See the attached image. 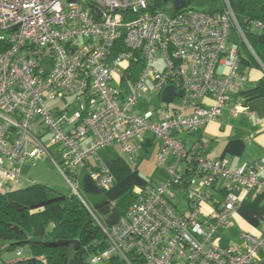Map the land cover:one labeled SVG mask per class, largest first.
I'll return each mask as SVG.
<instances>
[{
	"label": "built area",
	"instance_id": "obj_1",
	"mask_svg": "<svg viewBox=\"0 0 264 264\" xmlns=\"http://www.w3.org/2000/svg\"><path fill=\"white\" fill-rule=\"evenodd\" d=\"M243 19L230 0H0V186L12 187L27 159L47 156L106 237L107 248L90 264L113 258L120 264H264V229L258 236L241 232L239 247L220 246L218 238L241 193H264V158L230 169L226 159L173 136L217 120L225 109L238 114L242 99L229 103L234 80L247 79L241 48L264 70L245 35L263 31L264 23ZM232 32L238 45L229 41ZM132 67L139 74L124 95ZM148 80L154 91L168 85L178 91L172 111L158 122L134 109ZM56 100L63 105L45 106ZM145 137L157 142L158 160L172 158L168 179L146 184L106 227L81 195L77 171L86 170L106 190L114 176L100 153L133 156L139 147L131 143ZM198 179L200 187L191 188ZM220 181L222 199L206 215L201 206ZM172 187L185 193L186 213L168 200Z\"/></svg>",
	"mask_w": 264,
	"mask_h": 264
},
{
	"label": "trees",
	"instance_id": "obj_2",
	"mask_svg": "<svg viewBox=\"0 0 264 264\" xmlns=\"http://www.w3.org/2000/svg\"><path fill=\"white\" fill-rule=\"evenodd\" d=\"M230 4L240 22L243 18H249L264 23V0H230ZM245 35L255 53L254 48L258 44L264 45V30L260 34L250 32ZM260 61L264 67V61ZM254 64L258 66L247 53V57L241 61V69L248 70ZM262 72L263 76L256 86L238 94L243 105L264 97L263 69ZM103 159L114 176V182L130 173V166L120 154L112 153L108 157L103 156ZM31 182L24 188L0 190V240L5 242L0 249L14 250L17 256L8 264H69L70 260L72 264H87L88 259L90 264V259L96 253L107 248L106 237L92 213L72 192L65 196L53 192L46 185ZM147 184L157 183L149 181ZM171 189L180 190L177 187ZM138 195L139 192L128 189L112 204L118 218ZM93 214L97 217L94 211ZM71 241L78 242L76 252L69 243ZM24 251L27 255L23 257ZM105 262L120 264L114 258Z\"/></svg>",
	"mask_w": 264,
	"mask_h": 264
},
{
	"label": "crops",
	"instance_id": "obj_3",
	"mask_svg": "<svg viewBox=\"0 0 264 264\" xmlns=\"http://www.w3.org/2000/svg\"><path fill=\"white\" fill-rule=\"evenodd\" d=\"M242 67L243 66L241 65L240 68ZM262 76L263 72L261 68L257 70L248 68L246 81L240 82L234 80V85L238 87V90L231 89V101L229 106L232 104L235 96H238L243 90L256 86ZM147 85H150L149 87L151 88L153 87L151 82L147 83ZM149 95L152 97L149 96L146 101L141 98L140 100L138 99L135 103L134 109L138 115L151 113V119L158 122L163 118L164 113L172 111L178 91L172 85H168L161 91H154L152 95ZM173 136L182 141L186 147L200 145L205 153H209L218 159H226L230 169H235L246 163L264 158V97L242 105L238 109V114L236 116L230 115L228 110L225 109L217 120L208 122L190 133L176 131L173 133ZM131 145L135 148L139 147L135 153H138L141 149L147 153L148 149L151 147L153 154L157 155L159 152L157 142L151 137H145L143 142L138 140L134 141ZM112 153L120 154L117 150L112 151ZM135 153L131 159L134 158L136 155ZM109 155L104 156V158ZM120 156L128 163L131 170L121 183H117L116 185L112 184L107 189L106 192L112 199L128 189H133L138 192L149 181L152 183L164 182V178L161 177V179L160 177H157V175V181L152 179L147 180V177L152 175L151 171L149 174H146L145 172L142 174L140 172L141 163L137 162L136 164L134 163V159L129 160L121 154ZM166 157L167 162H171L170 156ZM81 172V177L76 175L77 186L85 195L90 196L98 190V187L91 180L86 170ZM153 176H151V178ZM262 176L264 177V172L262 173ZM199 182H201V179L197 180L195 186H193L194 189L200 187ZM221 183L222 181H220L217 189L212 192L211 199L201 206L204 214L210 215L213 210L217 208V202L221 201L223 195L220 188ZM12 188H14V186H12ZM5 189V186H0L1 191H4ZM178 193L179 198H176ZM181 193L183 192L176 189H172V193H168L169 200L177 209L180 205V199L182 200L183 195ZM102 211L101 214L106 216V211L104 209ZM178 211L181 212L179 209ZM117 218L118 214L114 210L113 214H107L106 218L103 216V220H105V224L108 226L112 225ZM263 229L264 193L256 190L243 192L240 194L236 211L229 219V227L224 229L225 231L232 233L234 240H229L226 241L225 244H221L222 238L219 236L220 246L239 247L241 246V240L239 237L241 232L258 236L262 233Z\"/></svg>",
	"mask_w": 264,
	"mask_h": 264
},
{
	"label": "rangeland",
	"instance_id": "obj_4",
	"mask_svg": "<svg viewBox=\"0 0 264 264\" xmlns=\"http://www.w3.org/2000/svg\"><path fill=\"white\" fill-rule=\"evenodd\" d=\"M167 13H170V11H167ZM252 30L254 34L261 33V31L255 28H253ZM229 41L233 42L235 45H238V38L236 37V35L233 34V32L229 36ZM232 44H229V46ZM254 49L256 53L258 54L259 58L264 61V45L258 44ZM241 52L247 56V53L245 52L243 47L241 48ZM155 65L156 67L162 70L163 64L160 61H157ZM252 68L255 70L260 69L255 64ZM132 70H133V77L128 78L125 81H123L122 86H121V89L124 95L131 94L132 82L134 79L138 77V74H139V72L135 68L132 67ZM150 82H151L150 80L147 81V83H150ZM112 84L119 88L118 84L115 81H113ZM149 86L150 85H147L148 91L141 94V97L138 98L139 100L141 98L142 100L146 101V99H148V97L150 96L149 94L152 95L154 93L153 87L151 88ZM231 89L238 90V87L236 85H233ZM62 105L63 103L60 100L48 101L45 104V106L48 109L57 107V106L61 107ZM55 150L56 148L49 147V152L53 155V157L57 159L55 155ZM117 152L119 151L117 150ZM109 154H112V152H102L100 153V156L103 157ZM120 154L129 160L134 159L135 162L134 161L133 162L136 164L137 162L141 163L140 172L142 174H144L143 172H145L146 174H149L151 171L152 172L151 176L153 175L154 176L152 178L151 176L147 177L148 178L147 180L152 179L154 181H157V177H160V178L162 177L164 178L163 180L164 182L167 181L168 175L166 172V168H167V165L169 164V162H167V157L165 158L163 157V160H158V154L157 155L153 154L152 147L148 149L147 153H145V151L141 149L138 153H135L136 155L134 156L133 159H131L132 156H129L127 154H124V153H120ZM170 159L172 161L171 157ZM81 171H84V169L77 171V175H79V177H81V173H82ZM31 181L42 184V185H46L55 193L65 195V196L71 195V189H70L69 184L61 176V174L55 169V167L50 162L49 158H47V156L42 157L40 159H27L25 164L21 168L20 178L15 183H13L12 186H14L15 189L24 188L28 186ZM122 181L123 179L120 181L115 180L113 184L116 185L117 183H121ZM191 188H194V187H191ZM79 191L81 195L83 196V198L85 199V201L87 202V204L92 208L96 216L102 222V224L108 227V225L105 224V220H103V216L104 218H106L107 214H113V210L111 206L113 203H115L118 200L119 196L122 193L118 195L117 197H115L114 199H112L109 196V194H107L106 192L107 190L103 191V190L98 189L90 196L85 195L81 191V189H79ZM169 192L172 193V189H169ZM181 194L183 196H182V200L180 199V205L178 206V209L181 212L186 213L188 210V201L186 199L185 193H181ZM176 198H179V193L177 194ZM103 209L106 211V216L104 214L103 215L101 214L103 212L102 211ZM219 236H221L222 238L221 244H225L226 241H229V240H234V237H232V233H230L229 231L222 230L220 231V234H218V237ZM3 244H5V242L0 240V245H3ZM25 255H27L26 251L23 252V257ZM16 258L17 256L14 250L7 251V250L0 249V264H8L11 260L16 259ZM87 264H89V259L87 261ZM98 264H110V263L100 262Z\"/></svg>",
	"mask_w": 264,
	"mask_h": 264
},
{
	"label": "water",
	"instance_id": "obj_5",
	"mask_svg": "<svg viewBox=\"0 0 264 264\" xmlns=\"http://www.w3.org/2000/svg\"><path fill=\"white\" fill-rule=\"evenodd\" d=\"M178 3H179V2H177V4H178ZM69 243H71V244L73 245V250H74V252H76L77 249H78V242H77V241H71V242H69ZM69 264H72V260L69 261Z\"/></svg>",
	"mask_w": 264,
	"mask_h": 264
}]
</instances>
